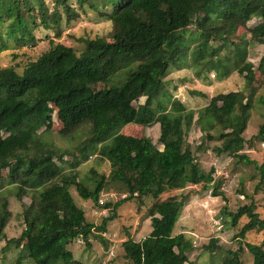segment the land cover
<instances>
[{
    "label": "trees",
    "instance_id": "1",
    "mask_svg": "<svg viewBox=\"0 0 264 264\" xmlns=\"http://www.w3.org/2000/svg\"><path fill=\"white\" fill-rule=\"evenodd\" d=\"M49 1L0 0V52L10 43L34 44L36 29L52 30L58 37L62 26L78 18L86 6L107 20L111 29L82 39L80 52L51 40L49 48L21 71L15 65L0 66V241L7 239L4 228L11 215L10 195L30 197L20 235L8 238L2 248H17L10 264H67L73 256L68 244L79 237L88 244L94 231L93 223L74 202L70 187H75L80 198L96 203L100 193L113 184H120L127 193L113 203L114 211L131 198L140 203L143 197L155 200L148 208L150 232L139 241L124 240L120 244L123 257L130 264H193L187 258L191 240L183 233L172 234L184 196L160 197L187 184L208 188L210 183L211 193L219 195L222 180H214L213 169L204 172L194 156L185 139L194 110L172 97L164 77L171 64L178 70H195L198 77L209 70L220 78L237 71L245 80L244 88L214 95L219 103L206 105L197 122L207 138L218 131L220 144L213 147L217 155L229 153L250 163L239 151L252 110L256 106L264 109V50L254 66L246 59V35L264 46V0ZM252 18L257 23L246 29ZM191 24L195 30L188 33ZM225 47L231 55L228 62L218 57ZM255 80L260 89L253 100ZM90 83L105 86L94 90ZM248 86L250 92L245 94ZM140 97L143 102L133 105ZM51 104L63 124L62 136L84 130L85 137L75 150L43 140L38 132L51 128ZM128 123H158L162 148L155 147L148 136L115 131ZM258 134H264V123ZM94 153L108 161L109 173L90 168L91 176L79 177L76 166ZM125 165L131 167L133 176L124 172ZM255 167L264 185V164ZM114 211L102 220L99 230L105 231ZM222 213L233 226L241 217L247 218L234 238L244 239L247 231H264V219L253 202L235 212L224 207ZM245 247L252 256L249 264H264V242H246ZM219 250L220 264H243L242 246Z\"/></svg>",
    "mask_w": 264,
    "mask_h": 264
},
{
    "label": "rangeland",
    "instance_id": "2",
    "mask_svg": "<svg viewBox=\"0 0 264 264\" xmlns=\"http://www.w3.org/2000/svg\"><path fill=\"white\" fill-rule=\"evenodd\" d=\"M47 2L50 4L49 0ZM257 21L256 18H252L247 22L245 28L254 26ZM245 28L240 30H246ZM110 29L111 25L107 20L101 17L97 11L86 6L85 11L81 12L78 18L70 24L62 26L58 37L52 30L40 28L34 31L36 36L34 44L30 42L22 45L10 43L8 49L0 52V66L15 65L16 69L21 71L28 61L34 60L49 48L51 40L53 43L62 42L72 46L76 52H80L84 47L82 39L104 35ZM193 29L195 30V27L191 24L187 29L188 33ZM246 41V59L257 66L264 46L252 41L249 35H246ZM193 44L195 43H190V46ZM216 44L217 42H213V45ZM230 56L226 47L221 49L218 54L223 62H228ZM194 72L195 70L190 68L178 70L171 64L164 80L166 89L172 94V97L179 98L186 108L194 110V122L185 132V139L204 172L213 169L214 180L221 178L222 183L219 189L221 194L213 195L211 193L212 183L208 185V188H204L202 184H187L183 189L163 194L160 199H164L170 194L177 195L178 199L184 196L183 205L172 229V234L183 233L191 240L192 248L187 252V258L193 264H220L223 258L220 248L237 249L239 246H242L240 257L243 264H249L252 262V256L245 247V243H263L264 231H247L244 239L234 238L233 235L243 227L247 218L241 217L238 224L233 226L230 224L229 218L222 213V209L225 207L227 211L235 212L242 205L253 202L255 211L260 218L264 219V185H260L259 171L255 167V164H264V134H258L259 126L264 123V109L261 106H256V109L252 110L242 134L244 143L239 153L250 159V163L245 160H237L235 155L229 153L217 155L213 151V147L220 144L217 139L218 131L214 130L210 133L214 137H205L197 122L198 113L208 104L219 103L213 99L214 95L244 88L245 80L235 70L225 78H220L214 70L199 75L201 77L205 75L203 78L196 76ZM80 84L87 83L81 82ZM88 85L94 90L105 86L103 83ZM252 85L255 87L254 97H252L255 100L260 89L259 80H255ZM250 89L251 86L245 87V94H249ZM191 91L202 92L203 95L193 94ZM143 100L144 97H140L138 101L133 102V105L143 102ZM50 106L52 107L51 128L48 130L49 132H46L45 127H42L38 132L43 140L50 141L62 148H74L75 150V146L85 137L84 130L76 129L68 136H62L59 131L63 124L57 117L56 107L52 104ZM159 130L158 123L150 126L128 123L115 131L136 137L148 136L155 147L161 149L162 145L158 141ZM74 154L77 155V152L74 151ZM90 168L105 175L110 171L108 161L97 153L91 154L87 159L81 161L75 170L78 176L83 178L91 176ZM124 172L129 177L133 176L129 165H125ZM69 191L76 205L84 210L86 220L93 223L94 231L89 236L88 244L80 237L68 244L67 248L73 256L67 261V264H130L123 257L120 244L127 238L139 241L148 235L151 229L148 208L155 200L151 197H143L140 203L137 198H131L120 203L114 211L113 203L127 195L125 190L121 189L120 184H113L108 190L102 191L96 203L90 199L80 198L74 186H71ZM107 202H110V205L102 207ZM29 203L30 197L27 195H23L21 199H17L13 194L10 195L8 208L11 215L4 228L7 239L20 235L24 227L23 210ZM113 211L114 219L106 223L105 231L99 230L98 227L102 220ZM7 239L0 241V263L10 264L17 256L15 255L17 248L10 245L4 251L2 248Z\"/></svg>",
    "mask_w": 264,
    "mask_h": 264
}]
</instances>
